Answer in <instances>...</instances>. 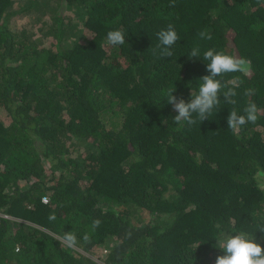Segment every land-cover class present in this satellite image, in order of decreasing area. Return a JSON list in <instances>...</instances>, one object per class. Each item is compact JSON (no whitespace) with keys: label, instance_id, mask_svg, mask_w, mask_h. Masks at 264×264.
<instances>
[{"label":"trees","instance_id":"trees-1","mask_svg":"<svg viewBox=\"0 0 264 264\" xmlns=\"http://www.w3.org/2000/svg\"><path fill=\"white\" fill-rule=\"evenodd\" d=\"M209 48L249 61L236 104L176 123ZM241 231L264 247V0H0V264H215Z\"/></svg>","mask_w":264,"mask_h":264},{"label":"clouds","instance_id":"clouds-1","mask_svg":"<svg viewBox=\"0 0 264 264\" xmlns=\"http://www.w3.org/2000/svg\"><path fill=\"white\" fill-rule=\"evenodd\" d=\"M198 35L200 39H212V35L207 31H201ZM157 38L159 41L157 47L160 48L161 55L171 57L173 55L172 46L180 39L174 27L169 24L166 30L157 33ZM125 39V34L121 30H112L107 33L109 45H124ZM200 55L199 47H194L188 57L199 59ZM202 60L208 61L206 71L209 74L202 77L203 83L194 98L186 102L183 98L178 99L173 95L175 90L167 92V103L171 104L178 113L174 117L176 123L185 121L189 125H193L197 120L202 122L207 120L213 109L219 106L221 93L227 103L235 105L236 100L233 97L236 93L232 90L222 92L223 85L216 77L234 72L247 74L249 71V61L246 59L225 54L212 48L203 52ZM251 91L248 90V93L250 94ZM244 113V115H239L235 108L229 113L227 125L233 132L246 123H255L257 120V106L254 103L249 104L244 109ZM98 225L99 221H95L94 226ZM66 239L70 243L75 242L74 235H67ZM218 243L224 255L218 256L215 264H264V247L254 242V238L245 231L230 235L227 239H220Z\"/></svg>","mask_w":264,"mask_h":264},{"label":"rangeland","instance_id":"rangeland-1","mask_svg":"<svg viewBox=\"0 0 264 264\" xmlns=\"http://www.w3.org/2000/svg\"><path fill=\"white\" fill-rule=\"evenodd\" d=\"M72 13H73V12H72ZM72 13H70V15H71ZM74 16H76V14H74ZM74 16H73V17H74ZM50 39H54V36L51 35V36H50ZM84 253H85V252H84ZM86 254H88V252H87ZM92 257L95 258V259H97L99 262H102V261H101V260L103 259L102 257H97V256H93V255H92ZM102 263H103V262H102ZM104 264H105V262H104Z\"/></svg>","mask_w":264,"mask_h":264},{"label":"built area","instance_id":"built-area-1","mask_svg":"<svg viewBox=\"0 0 264 264\" xmlns=\"http://www.w3.org/2000/svg\"><path fill=\"white\" fill-rule=\"evenodd\" d=\"M43 201H44V202H47V201H48V199L45 197V198H43Z\"/></svg>","mask_w":264,"mask_h":264}]
</instances>
